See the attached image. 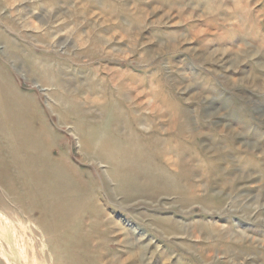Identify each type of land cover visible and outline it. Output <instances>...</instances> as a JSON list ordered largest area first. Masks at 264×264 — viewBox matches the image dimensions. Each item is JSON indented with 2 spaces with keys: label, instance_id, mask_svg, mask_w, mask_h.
Wrapping results in <instances>:
<instances>
[{
  "label": "rangeland",
  "instance_id": "rangeland-1",
  "mask_svg": "<svg viewBox=\"0 0 264 264\" xmlns=\"http://www.w3.org/2000/svg\"><path fill=\"white\" fill-rule=\"evenodd\" d=\"M0 77L104 213L0 264H264V0H0Z\"/></svg>",
  "mask_w": 264,
  "mask_h": 264
},
{
  "label": "bare ground",
  "instance_id": "bare-ground-1",
  "mask_svg": "<svg viewBox=\"0 0 264 264\" xmlns=\"http://www.w3.org/2000/svg\"><path fill=\"white\" fill-rule=\"evenodd\" d=\"M38 117L0 77V188L20 211L38 209L43 231L64 233L72 230L80 213L98 212L100 204L74 172L69 173L72 167L51 153L45 128L34 124Z\"/></svg>",
  "mask_w": 264,
  "mask_h": 264
}]
</instances>
